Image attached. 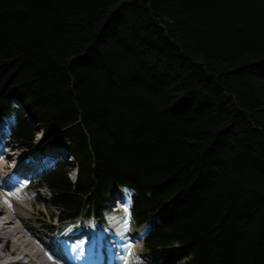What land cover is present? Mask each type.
I'll list each match as a JSON object with an SVG mask.
<instances>
[{
  "label": "trees",
  "instance_id": "obj_1",
  "mask_svg": "<svg viewBox=\"0 0 264 264\" xmlns=\"http://www.w3.org/2000/svg\"><path fill=\"white\" fill-rule=\"evenodd\" d=\"M7 115L60 229L123 187L150 264H264V0H0Z\"/></svg>",
  "mask_w": 264,
  "mask_h": 264
},
{
  "label": "bare ground",
  "instance_id": "obj_2",
  "mask_svg": "<svg viewBox=\"0 0 264 264\" xmlns=\"http://www.w3.org/2000/svg\"><path fill=\"white\" fill-rule=\"evenodd\" d=\"M10 122L9 115L0 120V264H130L137 249H131V237H140L136 232L125 239L108 227L109 231L99 240L95 230L86 235L72 231L63 238L65 228L57 225L51 229L38 222L31 201L33 194L28 191L35 185L29 181L24 183L34 176L35 162L27 158V150H21L23 146L15 141L10 154L3 152L8 149V146L4 149L3 144ZM43 148L41 146L40 150ZM20 183L27 185L21 188ZM115 194L119 195L118 191ZM119 209L117 206L115 211ZM33 222H37L38 231L43 234L31 227ZM68 239L70 242L66 241ZM115 248L118 254L115 251L112 254Z\"/></svg>",
  "mask_w": 264,
  "mask_h": 264
},
{
  "label": "rangeland",
  "instance_id": "obj_3",
  "mask_svg": "<svg viewBox=\"0 0 264 264\" xmlns=\"http://www.w3.org/2000/svg\"><path fill=\"white\" fill-rule=\"evenodd\" d=\"M12 145L15 144V142H11ZM35 146L30 149H26L25 146H23L21 150H27L26 156L28 159L32 158L35 162L34 167L36 170L32 171L34 173V176L31 177L29 180H25L24 183L29 181L32 185H36L38 181H40V174L42 172V169L48 165H50L55 159L61 158L67 162L68 169H69V175L72 179H75L74 174V163L71 160L69 152L61 151L57 145L53 144L49 138L45 137V135L41 134V131H38L35 133V140H34ZM17 146V145H16ZM44 146L42 150H40V147ZM55 146L54 150L53 147ZM26 152V151H25ZM6 154V153H5ZM10 154V153H9ZM31 161V160H30ZM32 163V162H31ZM21 188L24 185L27 184H21ZM31 193H29V192ZM29 194H33L31 196V201L34 205V211L36 218L38 222L43 223L47 226V228L55 229L57 225H61L59 215L61 214L57 208L52 206L49 202L50 199V190L45 186L42 185L39 188L36 186L31 187L28 189ZM115 191H118V194L111 193L108 196V200L103 205L102 210L104 214V220L106 223L100 222L95 218H89V219H83L80 222L77 221H69L67 223V226L65 228V231L63 235V238H66L68 236V233L70 232H81L82 234H88L91 233L93 230H95V233L97 235V239H101L104 234H106L109 230L108 227L111 228L114 232L119 233L120 236H124L125 239L129 238V234L138 233L139 236H132L131 241V249L133 247H136L135 250V258L132 260L130 264H150L151 260L148 256V252L143 244V236L147 230L146 226H140L135 227L130 219V213L128 209V192L123 187H116ZM121 194V195H120ZM121 197V199L119 198ZM118 201V202H117ZM111 203L109 206H107V203ZM117 203V204H116ZM116 204V205H115ZM112 205V206H111ZM117 206H120V209L118 212L115 211L117 209ZM2 219V216H0V220ZM36 223V224H34ZM33 229L37 230V232L40 234H43L42 231H38L39 227L37 226V222H33L30 224ZM55 226V227H53ZM70 242V240H66ZM66 244V243H65ZM134 245V246H133ZM118 254L117 248H115L112 252V254Z\"/></svg>",
  "mask_w": 264,
  "mask_h": 264
}]
</instances>
